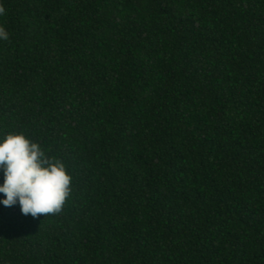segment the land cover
<instances>
[{
	"label": "trees",
	"instance_id": "1",
	"mask_svg": "<svg viewBox=\"0 0 264 264\" xmlns=\"http://www.w3.org/2000/svg\"><path fill=\"white\" fill-rule=\"evenodd\" d=\"M0 7V136L72 177L0 204V264H264V0Z\"/></svg>",
	"mask_w": 264,
	"mask_h": 264
},
{
	"label": "clouds",
	"instance_id": "2",
	"mask_svg": "<svg viewBox=\"0 0 264 264\" xmlns=\"http://www.w3.org/2000/svg\"><path fill=\"white\" fill-rule=\"evenodd\" d=\"M7 39L8 31L0 26V40ZM0 175V194L5 197L0 204H18L25 216L58 213L71 195L72 177L64 163L23 133L0 136Z\"/></svg>",
	"mask_w": 264,
	"mask_h": 264
}]
</instances>
